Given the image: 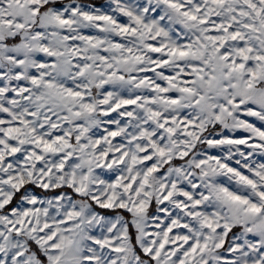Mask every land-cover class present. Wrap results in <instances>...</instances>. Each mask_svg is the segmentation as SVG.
Here are the masks:
<instances>
[{
	"label": "snow or ice",
	"instance_id": "snow-or-ice-1",
	"mask_svg": "<svg viewBox=\"0 0 264 264\" xmlns=\"http://www.w3.org/2000/svg\"><path fill=\"white\" fill-rule=\"evenodd\" d=\"M0 264H264V0H0Z\"/></svg>",
	"mask_w": 264,
	"mask_h": 264
}]
</instances>
